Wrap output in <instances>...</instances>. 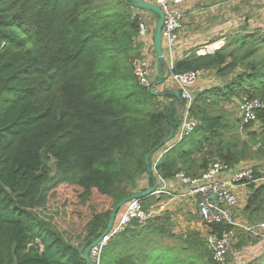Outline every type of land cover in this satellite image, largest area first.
I'll return each mask as SVG.
<instances>
[{
  "label": "trees",
  "instance_id": "1",
  "mask_svg": "<svg viewBox=\"0 0 264 264\" xmlns=\"http://www.w3.org/2000/svg\"><path fill=\"white\" fill-rule=\"evenodd\" d=\"M135 12L131 0H0V264H88L83 249L102 233L114 206L148 176L145 155L175 127L173 105L168 112L154 106L158 93L133 73L141 46ZM233 38L236 49L250 44L248 50L238 55L221 46L191 53L171 70L213 69L225 78L194 95L191 111L203 133L214 134L220 124L219 115L202 112L208 93L215 100L245 96L264 105L261 75L249 62L247 70L237 69L264 44V33ZM254 113L263 119L264 107ZM182 141L162 154L156 166L161 175L180 169L171 160ZM219 156L229 161V154ZM148 178L151 184L152 174ZM55 197L59 215L43 217ZM130 231L108 241L99 264H136L119 250ZM193 241L206 245L198 236ZM145 260L197 264L158 250ZM204 264H217L209 249Z\"/></svg>",
  "mask_w": 264,
  "mask_h": 264
},
{
  "label": "rangeland",
  "instance_id": "2",
  "mask_svg": "<svg viewBox=\"0 0 264 264\" xmlns=\"http://www.w3.org/2000/svg\"><path fill=\"white\" fill-rule=\"evenodd\" d=\"M253 1L258 0H200L203 4L199 2L195 5L193 9L196 11H193L190 14L193 16L192 24L194 18H197L199 21L204 17L208 20L224 17L223 15L218 14V11L216 14H211L209 12L199 13L203 10L201 9V5L205 8L212 3L217 4L219 7L221 4H223L222 7L227 6L228 9L232 11V15L229 18L236 21L235 27L229 35L230 45H228L227 50H234L235 54L239 55L246 49L248 50L250 44L243 49H236L237 44L233 41L234 35L241 36L253 32L255 37L259 38L264 33V26L258 27L255 23H253L254 25L250 24V19L252 20V18L264 19V16L259 13L256 14V16H253L250 10ZM253 4L258 7L264 6L262 2H253ZM151 15L152 30H150L152 34L149 30L148 34L150 33L151 39L147 45L149 46L151 53H153L152 35L155 29L156 17L154 14ZM138 42L141 43V46L137 48V57H147L145 51L146 45L140 40H138ZM155 59L150 62L151 72L149 76L152 85L154 84V90L158 93V98H156L154 106L168 112L173 105L174 132L178 129L184 114L194 123L193 129L182 137L183 141L182 139L180 140L183 144L180 148L176 149L177 152L173 154L171 160L172 165L180 168L179 170L196 175L204 168L200 167L204 159H206V165L211 161H220L228 165H235L239 162L263 163L264 118L261 120L255 118L250 124L245 125L246 122L244 121V109L242 108V105L250 102L245 96H233L230 99L224 98L215 100L213 94L208 93L206 98L207 102L201 106L203 108L202 112L211 116L219 115L220 124L217 126L214 134L203 133L201 129L197 128L200 126V120L195 115V109L194 113L191 111L193 106H190L188 111H186L184 102H182L181 99L174 101L173 98L167 97L162 93L173 89L174 87L170 84H165V86L158 84L159 80L164 81L165 78L163 79L160 68H158V74L155 73L156 66L154 63L157 62ZM248 62L252 63L253 70L260 74V77L264 80V44L258 46L257 50L246 60L241 62V65L238 66L237 69L247 70L249 68ZM194 95H196V93ZM255 100L256 107H264L262 102L258 99ZM180 141H176L172 147H177ZM169 142L173 143L174 140ZM220 154H229V161L226 162L219 156ZM49 164H51V161H48V165ZM146 185L147 187L151 186L149 182H147ZM52 202V207L47 210L48 214L42 213L43 217H49L53 214L59 215L60 198L55 197ZM142 204L145 208H152L155 210L153 217L143 225H137L136 227V225L133 224L130 227L132 231L125 233L129 242L119 248L121 252L129 255L136 264H148L145 260L146 255L156 250L162 253H167L173 258L186 259L197 264L205 263V260L207 259V251L209 249L207 243L205 246L201 247L193 241V238L198 236V238L202 239L205 244L206 236L205 228L199 221L195 205L192 201L189 199L185 201L170 200L165 194H160L145 198ZM235 237L232 248H234L236 244L243 243L244 241V237L241 234L239 236L235 235ZM227 260L224 264H227Z\"/></svg>",
  "mask_w": 264,
  "mask_h": 264
},
{
  "label": "built area",
  "instance_id": "3",
  "mask_svg": "<svg viewBox=\"0 0 264 264\" xmlns=\"http://www.w3.org/2000/svg\"><path fill=\"white\" fill-rule=\"evenodd\" d=\"M148 1L156 4L162 11L161 46L166 62L165 68L162 70L163 79L166 80L167 77H170L177 82V90L184 101L186 111H188L194 98L190 85L197 78L199 71L188 70L175 74L171 71L175 64L173 54L185 25L183 0ZM135 14L138 19L136 38L142 40L151 29L152 15L146 11L141 12L138 8H136ZM205 52H208L207 49ZM132 67L137 82L151 88L150 60L144 56L136 57L133 59ZM158 72L157 66L155 73L158 74ZM255 104L256 100H252L242 105L245 122L254 120ZM193 125L194 123L184 114L173 137L153 153L149 164L156 186L149 195L165 194L170 200L185 201L189 199L192 201L202 225L207 229L205 240L212 259L217 264H224L232 252L234 243L232 228L237 225L236 218L239 217L236 209L240 205V189L245 188L248 194L251 188L257 186L261 177L257 176L256 172H259L260 165L247 162L228 165L220 161H211L197 175L187 174L183 170H178L171 177L161 175L156 166L162 154L168 151L176 141H180L184 135L188 134L193 129ZM173 140V143L169 142ZM154 212L155 210L152 208H145L140 198H132L127 201L108 232L89 250L92 261L99 264L100 253L112 237L124 231L126 227H131L134 223L145 224L153 217ZM214 223L230 224L231 229L218 232L212 229L211 225ZM243 227L246 231L252 232L257 229L264 235V220L256 226L244 225Z\"/></svg>",
  "mask_w": 264,
  "mask_h": 264
},
{
  "label": "crops",
  "instance_id": "4",
  "mask_svg": "<svg viewBox=\"0 0 264 264\" xmlns=\"http://www.w3.org/2000/svg\"><path fill=\"white\" fill-rule=\"evenodd\" d=\"M199 2L200 0H183L182 2V7L184 8L185 12V25L180 33V37L173 54L174 62L184 58L185 56L191 53H205L206 49L208 51L207 53H211L214 50L220 48L221 46H225L227 50L228 45H230L229 35L233 31V28L236 24L235 20L229 18L232 15V11H230L227 6L222 7L223 4H221V6L219 7L217 4L212 3L209 4V6L206 8L201 5V9L203 10L199 13L209 12L211 14H216L218 11V14L223 15L224 17L209 20L204 17L199 21L197 18H194V22L192 24L193 16L190 14L193 11H196L193 8ZM253 2H262L264 4V0H258ZM253 2L252 7L250 8L253 16H256V14L258 13L264 16V6L258 7L254 5ZM200 3L203 4L202 2ZM141 12L143 11L141 10ZM250 21L251 25H254L253 23H255L258 27L264 26L263 18H252V20L250 19ZM150 39L151 38L149 33L144 39L140 41H142L143 44L146 45V49H144L146 51L147 58L151 62L156 58V56L154 52L151 53V51L149 50V46L147 45ZM166 60L168 61L167 58ZM154 65L157 68V62L154 63ZM224 79L225 78L216 75L213 69L202 70L199 71L197 78L190 85V88L193 94H195L198 91H202L204 89L211 88L214 86H219ZM160 81L161 80L158 81V84L162 86H165V84H170L174 87L173 89H170L168 91L175 90L178 88L177 82L171 79L170 77H167V79H164V81ZM152 155L153 153L150 155V159ZM259 165L260 170L258 172V176H260L261 179L257 186L251 188L248 194L246 193L245 188H241L239 192L240 205L236 209V213L237 215H239V217L237 216V225L233 226L232 231L234 233V240L236 238L235 235L239 236L241 234L244 237V241L243 243H240L238 247L235 245L234 248H232V252L228 257L227 264H248L252 261H264L263 233L259 232V230L257 229L254 232L246 231V229L243 227L244 225L256 226L264 220V161ZM147 182H149L148 176H142L138 180L137 187L133 190V192H140L147 189ZM150 196L152 195H147V197ZM203 227L205 228L206 236L207 229L204 225Z\"/></svg>",
  "mask_w": 264,
  "mask_h": 264
},
{
  "label": "water",
  "instance_id": "5",
  "mask_svg": "<svg viewBox=\"0 0 264 264\" xmlns=\"http://www.w3.org/2000/svg\"><path fill=\"white\" fill-rule=\"evenodd\" d=\"M132 3L134 4V6L140 10L149 12L151 14H154L156 17V24H155V29L152 35V40H153V48H154V53L156 56V60H157V64H158V68L160 69H164L165 68V57L162 51V46H161V27H162V11L161 9L154 3H152L151 1L148 0H131ZM161 82V81H160ZM150 91L152 93H157L154 90V84L151 86ZM170 94H173L177 97L178 100L181 99L180 97V93L178 90H171L169 91ZM173 133H174V128L171 126L169 129L168 134L162 139L161 145L164 144L165 142H167L168 140H170L173 137ZM151 152H148L145 155V164H146V172L148 174V176H151V169H150V164L148 162L149 156H150ZM156 186V181L152 178L151 180V186L148 187L147 189L140 191V192H133L129 195H127L126 197H124L122 200H120L112 209L110 216L107 220L106 226L104 228V230L102 231V233L95 238L93 241H91L87 246H85V248L83 249V253L82 256L83 258L87 261L88 264H95L91 257L89 256V250L91 249V247H93L107 232L108 230L111 228L114 220L116 219V216L118 214L119 209L130 199L132 198H140L143 196H146L148 194H150L153 189Z\"/></svg>",
  "mask_w": 264,
  "mask_h": 264
}]
</instances>
